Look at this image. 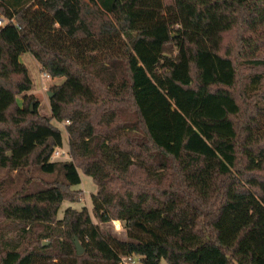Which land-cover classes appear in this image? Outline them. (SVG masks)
Segmentation results:
<instances>
[{"label": "trees", "instance_id": "16d2710c", "mask_svg": "<svg viewBox=\"0 0 264 264\" xmlns=\"http://www.w3.org/2000/svg\"><path fill=\"white\" fill-rule=\"evenodd\" d=\"M0 16V264H264V0H0ZM117 33L130 50L99 58ZM25 52L64 77L51 116ZM80 170L127 239L84 209L57 220Z\"/></svg>", "mask_w": 264, "mask_h": 264}, {"label": "rangeland", "instance_id": "374dc122", "mask_svg": "<svg viewBox=\"0 0 264 264\" xmlns=\"http://www.w3.org/2000/svg\"><path fill=\"white\" fill-rule=\"evenodd\" d=\"M109 42V47L106 48L104 53H101L100 51H98L99 54V58L101 57H108V56H115V55H124L125 53V48L129 49L128 44L126 43V41L123 39V36L119 33L115 34L114 37L110 38V39H106ZM114 43V44H112ZM130 50V49H129ZM76 51V49L74 50V52ZM76 53V52H75ZM86 54L85 57L84 56H80V60L84 59L86 60ZM21 60L27 65V67L29 68V72L31 75V78L33 80V86L32 89L29 91L30 93H34L40 100V104L38 106V110L41 114L46 115V116H51L52 112H51V107H50V97H49V89L53 84H57L60 83L64 80V77H55V78H47L45 80V82L47 83L46 88L43 89L42 88V84L44 83V81L41 79L40 77V73L41 70L39 68V65L36 61V59L34 58V56L30 53V52H25L21 55ZM250 73L251 71L246 70L244 68H241L239 70V82L237 85V93L241 94V98H244V100L246 99V94L248 96H250V92L247 90L245 96L244 94H242V89H243V84H244V78L245 75L247 73ZM248 73V74H249ZM19 101H22V94L19 95ZM52 122L57 125L61 131H62V135H63V145L61 147H59L57 150L59 151V154H54L53 158L54 159H69L70 158V154H69V137H68V133L65 127L66 122L64 121H59L56 118H52ZM200 162V161H199ZM5 175V171L4 169H0V176H4ZM12 176H16L15 171H13L11 173ZM80 176H81V182L79 184H76L74 186V188L78 189V196H79V200H74V199H66L64 200L59 208H58V213L56 215L57 220H61L64 215L65 212L70 210V209H78V210H87V212L90 214V216L93 218V220L95 222H99L97 218H95L94 214H93V204H92V194L96 192L97 190V186L96 183L93 179L92 176L84 173L82 170H80ZM202 176V177H201ZM209 177V171L208 170H199V171H195L192 174V179L194 180V182L198 181L200 178L201 179H207ZM10 178L7 177V183H10ZM13 182V181H12ZM19 181H17V178L14 180L13 185L11 188L14 189L17 185H19ZM100 226L103 229H107L110 232H112L113 234H115L116 236H118L119 238L122 239H127V234H126V230L123 227L122 222H120L119 220H112L110 222H106V223H100ZM181 231L184 232V234L187 236L189 234V227H183L181 228ZM49 243V241H44ZM133 260H128L126 262V264H143L142 260H141V256L140 255H133L132 257ZM39 263L38 264H69V260L67 259H58V258H54V259H43L40 258L38 259ZM160 264H169L167 262V260L165 258H161L160 260Z\"/></svg>", "mask_w": 264, "mask_h": 264}, {"label": "built area", "instance_id": "2783aa9c", "mask_svg": "<svg viewBox=\"0 0 264 264\" xmlns=\"http://www.w3.org/2000/svg\"><path fill=\"white\" fill-rule=\"evenodd\" d=\"M12 21H13V18L0 16V26L5 25V24H7L9 22H12ZM40 77L44 81V83L42 84L43 85L42 88L45 89L46 88V85H47V83L45 82V80L47 78H52V77H51V75L49 73H47L45 71H41ZM54 154H56V155L59 154V151L56 150ZM131 259L132 258H130V259H124L123 262L126 263L128 260H131Z\"/></svg>", "mask_w": 264, "mask_h": 264}, {"label": "water", "instance_id": "95a60500", "mask_svg": "<svg viewBox=\"0 0 264 264\" xmlns=\"http://www.w3.org/2000/svg\"><path fill=\"white\" fill-rule=\"evenodd\" d=\"M48 94H49V97L52 96L51 92H48ZM31 109H33V107H31ZM75 243H76V248H77L78 253H82L84 251V247H83L81 241L78 238H76Z\"/></svg>", "mask_w": 264, "mask_h": 264}, {"label": "crops", "instance_id": "0c3cea01", "mask_svg": "<svg viewBox=\"0 0 264 264\" xmlns=\"http://www.w3.org/2000/svg\"><path fill=\"white\" fill-rule=\"evenodd\" d=\"M58 26V25H57ZM39 65V64H38ZM29 69V68H28ZM131 260H133V259H131Z\"/></svg>", "mask_w": 264, "mask_h": 264}]
</instances>
